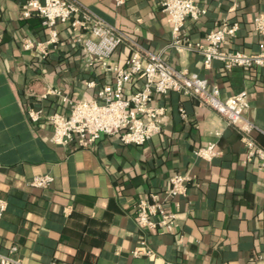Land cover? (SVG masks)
I'll return each mask as SVG.
<instances>
[{
  "label": "crops",
  "instance_id": "obj_1",
  "mask_svg": "<svg viewBox=\"0 0 264 264\" xmlns=\"http://www.w3.org/2000/svg\"><path fill=\"white\" fill-rule=\"evenodd\" d=\"M77 1L144 51L218 86L223 100L246 91L247 117L260 132L252 138L264 149V67L225 70L213 60L207 70L197 52L170 48L172 31L162 0H126L120 8L113 0ZM192 1L206 14L185 21L181 31L191 42H202L228 21L237 23L238 31L225 51L260 52L261 37L252 22L264 13V0ZM24 2L0 0V197L8 205L0 218V253L15 246L23 264H264L259 259L264 169L256 159L245 162L238 129L197 98L178 92L155 96L152 105L164 107L163 123L160 134L143 146H124L117 135H102L88 149L73 143L59 147L51 142L46 119L28 120V108L45 116L67 114L65 101L96 98L114 76L83 52L78 34L65 25H56L57 43L47 44L41 19L21 15ZM25 40L34 48L24 50ZM131 53L126 42L109 62L125 67ZM142 84L132 78L124 96ZM212 142L217 158L194 157L196 148ZM179 173H187L190 181L186 196L167 202L177 217L175 226L140 228L136 205L150 194L163 199L169 179ZM43 174L54 178L48 188L29 186Z\"/></svg>",
  "mask_w": 264,
  "mask_h": 264
},
{
  "label": "built area",
  "instance_id": "obj_2",
  "mask_svg": "<svg viewBox=\"0 0 264 264\" xmlns=\"http://www.w3.org/2000/svg\"><path fill=\"white\" fill-rule=\"evenodd\" d=\"M113 2L120 8L126 0ZM160 6L171 26L172 41L169 47L180 51L197 52L205 69H210L213 60L223 63L225 70L264 67V13H259L252 22V29L261 37V50L258 54H248L223 49L227 41L236 35L237 23L223 22L211 30L202 42H191L181 31L184 23L187 19L198 20L206 14L205 10L192 0H162ZM32 14L40 18L41 24L48 29L47 44L57 43L56 25H65L71 33L78 34L76 39L83 52L114 76L113 84L99 90L96 98L77 102L65 101L67 114L59 112L45 116L39 109L26 110V116L32 123H40L45 119L48 121L51 127V142L54 145L60 147L73 143L79 148L88 149L102 135H117L124 146H143L154 135L160 134L163 123L164 107L153 106V98L178 92L187 97L197 98L203 105L220 114L228 127H236L245 149V162L256 159L260 168L264 169V149L258 147L252 138V134L259 130L246 114L249 107L246 91L223 100L218 86L209 84L188 69H174L161 58L160 54L152 55L144 51L125 33L120 32L114 25L77 0H25L21 15L27 18ZM126 42L130 45L132 53L125 61V67L114 66L109 62L110 57ZM22 48L31 50L34 45L31 41L25 40ZM41 50L45 57L47 52L43 48ZM132 78L140 79L143 84L139 90L125 97L124 87ZM92 85L89 84L90 87ZM193 155L195 158L211 162L220 155V152L216 148V143L212 142L196 148ZM53 181L52 176L43 174L33 177L29 186L44 189ZM189 181L187 173L175 174L168 181L169 186L164 192L163 199L155 193L141 200L135 207L138 226L155 231L171 230L177 217L167 209V202L186 196ZM7 207L6 201L0 197V218L7 211ZM262 249L259 259L264 261V243ZM132 252L135 256L140 254L136 250ZM0 264H23L17 256L15 246L7 254L0 253Z\"/></svg>",
  "mask_w": 264,
  "mask_h": 264
}]
</instances>
